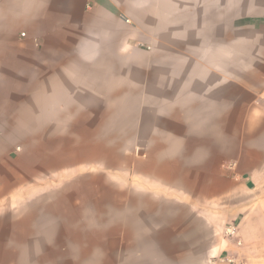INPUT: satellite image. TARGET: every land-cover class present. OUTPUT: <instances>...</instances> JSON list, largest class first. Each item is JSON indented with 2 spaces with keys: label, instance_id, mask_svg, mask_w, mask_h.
<instances>
[{
  "label": "crops",
  "instance_id": "obj_1",
  "mask_svg": "<svg viewBox=\"0 0 264 264\" xmlns=\"http://www.w3.org/2000/svg\"><path fill=\"white\" fill-rule=\"evenodd\" d=\"M89 2L0 0V180L30 122L56 170L58 128L84 110L107 135L114 105L132 140L108 180L134 228L0 225V264H47V245L73 264H264V0Z\"/></svg>",
  "mask_w": 264,
  "mask_h": 264
},
{
  "label": "rangeland",
  "instance_id": "obj_2",
  "mask_svg": "<svg viewBox=\"0 0 264 264\" xmlns=\"http://www.w3.org/2000/svg\"><path fill=\"white\" fill-rule=\"evenodd\" d=\"M240 29L239 33H246L245 27ZM109 108L111 120L107 131H104L107 135L102 136L96 129L93 132L87 129V125L88 128L89 125L96 128L97 116L96 113L94 117L86 116L83 110L79 114L81 120L68 124L65 130L58 128L59 135L56 138L51 136L49 139L51 144L56 141H59L60 145L66 143L70 150V154L65 155L63 164L56 170L45 169L43 160L40 161L38 149L41 142L36 122L35 124L30 122L28 135L15 134L13 160H8V169L3 170L5 175L2 181L0 180V225L30 228L88 227L92 229L95 242L105 240L107 235H115L111 231L114 226L121 223L123 226L127 224L133 230L135 225L132 222L133 218L127 219L129 224L125 223L124 211L121 215L118 210V190L113 188L108 180L110 176L114 178L118 176L117 167L124 161L121 160L119 150L123 143L128 144L132 138L127 135L120 137L117 134V121L112 119L116 106L110 105ZM73 126L75 128H72ZM63 131L74 132L75 135L74 133L72 136L60 135ZM51 132L53 133V130ZM74 159L78 162L76 166H72L73 168L68 167V163L65 164L66 160ZM126 162L131 163L132 157L131 161L126 158ZM46 231L47 236L60 235L52 232L53 229ZM67 235L77 242L73 243V249H70L77 253L80 234L73 232ZM46 247L47 254L53 252L45 258L47 264L55 260L57 261L54 264H73L71 261L75 259L55 257L52 249L48 251L50 245ZM19 251L23 253L24 250L15 249L16 254H19ZM17 256L15 255V259ZM101 260L94 259L93 264H102ZM30 261L37 262V258L31 257Z\"/></svg>",
  "mask_w": 264,
  "mask_h": 264
},
{
  "label": "built area",
  "instance_id": "obj_3",
  "mask_svg": "<svg viewBox=\"0 0 264 264\" xmlns=\"http://www.w3.org/2000/svg\"><path fill=\"white\" fill-rule=\"evenodd\" d=\"M97 0H90V6H92L95 2H96ZM235 228H233V227H230V228H228V230H227V234L229 235V236H234L235 235ZM239 245H240V243H239Z\"/></svg>",
  "mask_w": 264,
  "mask_h": 264
}]
</instances>
